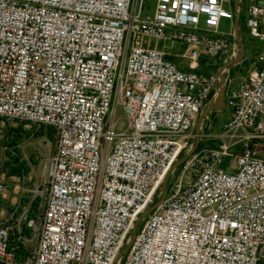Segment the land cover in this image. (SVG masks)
<instances>
[{
	"label": "built area",
	"instance_id": "built-area-1",
	"mask_svg": "<svg viewBox=\"0 0 264 264\" xmlns=\"http://www.w3.org/2000/svg\"><path fill=\"white\" fill-rule=\"evenodd\" d=\"M242 10L234 0H0V119L57 130L33 144L45 150L43 183L12 176L24 179L0 216V264H264V0L246 15L262 45L251 69L234 86L224 70L232 115L217 135L201 133L217 143L197 146L119 258L198 141L221 81L202 61L238 58L237 27L221 25Z\"/></svg>",
	"mask_w": 264,
	"mask_h": 264
},
{
	"label": "rangeland",
	"instance_id": "rangeland-1",
	"mask_svg": "<svg viewBox=\"0 0 264 264\" xmlns=\"http://www.w3.org/2000/svg\"><path fill=\"white\" fill-rule=\"evenodd\" d=\"M253 1H257V0H240L242 9L246 15L248 13L249 6ZM235 3L236 0H234V4ZM234 27L236 28V24L234 25V23H232L230 20H223L221 25V31L224 33H230ZM238 31L242 40L246 38V40L249 41L250 48L248 50L246 49L245 52V58H247V62H248L247 64H245L241 69H236L235 72H232L233 67L229 68L230 80L233 86L237 84L240 76L247 73L251 69L252 60L255 59V56L257 55L258 51L262 49L261 42L258 40L254 42V40L251 39V37L249 36L247 28L245 29L244 26L239 25ZM176 46H181V44L177 43ZM185 49L186 47L182 46L179 51V54L184 53ZM172 51L176 52L175 49H172ZM178 59L179 62L184 64L185 58L178 56ZM208 59L209 60H207V64L205 65V69H207L208 71L213 70L215 65L224 63L220 55L208 56ZM208 105L206 106V108L208 107ZM209 115H207L206 118L202 121L201 133L217 135L223 129L224 124L230 119L232 115V110L229 106L226 105V107L222 110H219L218 113H216V115L214 116L212 115L209 116ZM124 117H125L124 111L120 109L118 114V122H117L118 130L121 128H125L127 126L126 119ZM197 124L198 122L195 124L193 129V134L195 135H196ZM42 127L43 126L38 127L36 124H32L29 121L0 119V175H4L3 178L7 182V194H8L7 198L4 199L0 198V216H1V211L3 210H4V212L2 213L3 216L7 215L9 209H11V207L13 206L14 199H16L19 193V191H17L18 190L17 186L18 185L20 186L24 179L21 178L22 181L21 180L19 181V179L12 180V178H10L12 176H16V175H12V176L10 175V172L13 170L14 167L19 166L20 164H22L23 161H27L28 165L30 166L31 172L30 174H26L27 176L25 178V182H30L29 180L31 178L33 183H37V181L43 183L44 174H45L44 173L45 159L43 153L45 152V150L44 149L41 150L37 146L33 145L34 143L37 144L39 139L48 136L47 134L44 135L40 134ZM13 128H17V129L23 128L24 130L20 135L19 145L16 148L15 146L5 145L4 143L6 138L7 139L14 138V136L17 135L18 132L16 130H13ZM28 141L31 143L30 145H27L25 143ZM208 142H213V141L209 140ZM191 143H195V140H192ZM216 143L217 141H215V144ZM6 146L8 147L6 148ZM8 149L11 150L12 154L7 153L6 150ZM188 152L189 151H186L183 156L188 154ZM263 155L264 152L259 153V156H263ZM183 156H181V158ZM33 157L38 161L37 164L33 162L32 159ZM231 161H232L231 158L227 157L222 167H226L231 163ZM182 176H183L182 164H179L169 177V181H168L169 193L174 189L175 184L180 181ZM191 180H192V173L191 172L186 173L184 175V182L189 183ZM161 196L162 194H160L159 197ZM144 221L145 220H143L140 223L138 230L142 227Z\"/></svg>",
	"mask_w": 264,
	"mask_h": 264
},
{
	"label": "water",
	"instance_id": "water-1",
	"mask_svg": "<svg viewBox=\"0 0 264 264\" xmlns=\"http://www.w3.org/2000/svg\"><path fill=\"white\" fill-rule=\"evenodd\" d=\"M240 0H236V4H239ZM240 15L238 14L236 17V27H237V38L240 41L241 44V52L240 55L238 56V58H236L235 60L231 61L229 64H225L223 65L218 73L220 75V90H219V94L216 98L215 101H213L212 103H210L208 105V107L203 111V113L201 114L198 124H197V129H196V135H197V143L195 145V147L191 150V152H189L188 154H186L185 156H183L176 164H175V168L179 165L184 163L188 157L196 150L200 139H201V128H202V121L206 118L207 115H209L210 113L214 112V111H219L222 110L226 107L227 103H226V90H227V84H226V75L224 73V70L227 68H231L236 66L237 64H240L244 59H245V52H246V46L245 43L243 42V40L240 37L239 31H238V27H239V22H240ZM169 177L170 174H168L162 184V196L160 197V199L158 200V202H156L155 204H153L148 210H146L137 220L132 233H131V238L129 243L126 245V247L122 250V252L119 255V258L124 257V255L128 252V250L130 249L133 241L135 240L137 233H138V227L140 225V223L145 219V217L147 215H149L152 211H154L159 204L165 199V197L167 196L168 192H169V188H168V181H169Z\"/></svg>",
	"mask_w": 264,
	"mask_h": 264
},
{
	"label": "trees",
	"instance_id": "trees-1",
	"mask_svg": "<svg viewBox=\"0 0 264 264\" xmlns=\"http://www.w3.org/2000/svg\"><path fill=\"white\" fill-rule=\"evenodd\" d=\"M246 17H247L246 14L242 10V13L240 15L239 25L240 26H244L245 29L247 28V25H246ZM248 34H249V31H248ZM251 39H253L254 42L257 40V39H254L252 37H251ZM243 42L245 43L246 49L248 50L250 48L249 47V41L246 40V38H244L243 39ZM168 58L171 59V60L177 61L179 63V59H178L177 56L169 55ZM207 60H209L208 57H205L203 59V61H202L203 62V65H202V68H201L200 71L203 72V73H210L212 71H218L224 65V63L223 64L220 63L219 65H215L213 70L208 71L207 69H205V65L207 64ZM254 61H255V59L252 60V63ZM247 63H248L247 62V58H245L240 64H237L236 66H234L232 68V72H235L236 69H241ZM252 63H251V65H252ZM216 113H218V111H214V112L210 113V115L214 116V115H216ZM5 120H7V119H5ZM13 130H16L18 132L17 135L14 136V138H8V139L6 138V140H5L4 143H5V145L15 146V148H16L19 145L20 135H21L22 131H24V130H23V128H19V129L13 128ZM56 132H57V130H56L55 127H52V126H43L42 129H41V131H40V134L41 135L47 134L50 138H52L54 140L56 138ZM206 144L214 145L215 142L213 141V142H208L207 143V142L201 140L199 142V144H198V149L201 148V147H203ZM6 151H7V153L12 154L11 150L8 149ZM32 159H33V162L35 164L38 163V161L34 157ZM183 165H184V163H182V167H183ZM29 172H30V166L28 165V162L27 161H23L22 164H20L19 166H16V167L13 168V170L10 172V175L11 176L12 175H23V174H29ZM159 199H160V197H157L156 200H155V203L158 202ZM39 204H40V199H37L36 202H35V206H34V209L32 211V214H34V213L37 212L38 205Z\"/></svg>",
	"mask_w": 264,
	"mask_h": 264
},
{
	"label": "crops",
	"instance_id": "crops-1",
	"mask_svg": "<svg viewBox=\"0 0 264 264\" xmlns=\"http://www.w3.org/2000/svg\"><path fill=\"white\" fill-rule=\"evenodd\" d=\"M182 46H183V45H181V46H176V47H175L176 52H177V51H180V49H181ZM174 56H175V55H174ZM184 61H185L184 64H182L181 62H179V63H178L177 61H176V62H177L181 67H183V68H185V69H189L188 61H187L186 59H185ZM10 178H12V177H10ZM12 180H13V179H12ZM3 212H4V211H1V217H3V214H2Z\"/></svg>",
	"mask_w": 264,
	"mask_h": 264
}]
</instances>
